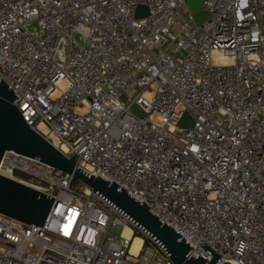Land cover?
Instances as JSON below:
<instances>
[{
	"label": "built area",
	"instance_id": "obj_1",
	"mask_svg": "<svg viewBox=\"0 0 264 264\" xmlns=\"http://www.w3.org/2000/svg\"><path fill=\"white\" fill-rule=\"evenodd\" d=\"M204 11L197 26L187 0H0V83L28 126L151 207L188 258L211 262L206 245L218 264H264V0ZM0 174L55 199L43 227L0 215V264H174L72 175L12 152Z\"/></svg>",
	"mask_w": 264,
	"mask_h": 264
},
{
	"label": "water",
	"instance_id": "obj_2",
	"mask_svg": "<svg viewBox=\"0 0 264 264\" xmlns=\"http://www.w3.org/2000/svg\"><path fill=\"white\" fill-rule=\"evenodd\" d=\"M206 0H187V7L193 13L197 26H202L209 20V14L204 11ZM138 16H140L138 14ZM79 38L78 35H76ZM57 62L64 65L63 47L60 46ZM18 98L3 82L0 83V165L6 153L12 152L40 163L54 167L65 174L72 175L76 181L83 183L116 207L125 216L138 225L150 238L159 244L174 264H218L221 257L208 246L201 248L214 256L207 263L202 256L188 258L193 248L167 222L163 223L151 213L148 205L141 204L127 194L116 184H112L98 176L88 174L77 166V155L67 158L39 133L34 131L14 105ZM132 110L141 116L144 113L137 105ZM194 119L185 113L179 122V127L191 128ZM54 198L31 188L21 182L12 180L0 174V215L17 220L25 225L43 227L50 214ZM224 264H233L225 262Z\"/></svg>",
	"mask_w": 264,
	"mask_h": 264
},
{
	"label": "bare ground",
	"instance_id": "obj_3",
	"mask_svg": "<svg viewBox=\"0 0 264 264\" xmlns=\"http://www.w3.org/2000/svg\"><path fill=\"white\" fill-rule=\"evenodd\" d=\"M126 235L130 236L131 235V231L130 230H126ZM141 243H142L141 238H135L134 245H133V253L136 254L138 252Z\"/></svg>",
	"mask_w": 264,
	"mask_h": 264
},
{
	"label": "trees",
	"instance_id": "obj_4",
	"mask_svg": "<svg viewBox=\"0 0 264 264\" xmlns=\"http://www.w3.org/2000/svg\"><path fill=\"white\" fill-rule=\"evenodd\" d=\"M17 175L23 177L24 179H30V177L28 175H24V174H21L19 172H17ZM134 238H141V236H140V234L136 233L134 235ZM148 243H149V241L146 239V244H148Z\"/></svg>",
	"mask_w": 264,
	"mask_h": 264
}]
</instances>
